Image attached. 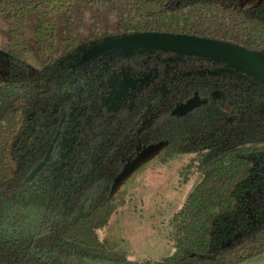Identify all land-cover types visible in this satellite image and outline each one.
<instances>
[{
  "label": "trees",
  "instance_id": "16d2710c",
  "mask_svg": "<svg viewBox=\"0 0 264 264\" xmlns=\"http://www.w3.org/2000/svg\"><path fill=\"white\" fill-rule=\"evenodd\" d=\"M238 2L0 0V264H241L264 255V81L218 59L157 49L108 65L116 89L94 112L71 99L80 85L46 108L61 88L58 61L108 38L165 32L264 54V0ZM137 69L150 73L136 89ZM194 97L204 102L174 113ZM58 128L48 163L25 180ZM157 143L163 161L194 153L187 167L201 177L173 217L174 252L134 262L97 231L115 212L116 177Z\"/></svg>",
  "mask_w": 264,
  "mask_h": 264
},
{
  "label": "rangeland",
  "instance_id": "374dc122",
  "mask_svg": "<svg viewBox=\"0 0 264 264\" xmlns=\"http://www.w3.org/2000/svg\"><path fill=\"white\" fill-rule=\"evenodd\" d=\"M258 1L239 0L238 5L245 7L254 5ZM30 23L29 18L28 25ZM5 29L2 20L1 41H3V45ZM100 44L86 52L84 50L85 53L71 64L63 60L58 61L57 84L60 82L59 87L61 88L57 89L49 98L47 112L56 102L67 100L73 94L74 87L78 85H80L78 93L83 97L86 106L82 104L84 109L90 107L92 110H96L98 105L107 99L114 87L111 81L103 80L105 79L104 74L97 75L93 71L89 72L92 77H88L92 78V81H86L85 76L88 71L84 69V64L101 72L105 63L104 69L106 70L107 65H113L116 58L121 60L130 57V54L133 55V53H145L141 48L126 49L123 44L117 46L109 44L108 48L104 47L105 49L103 48L105 42ZM33 53L30 46V59H32ZM107 60L108 62H106ZM28 68L31 72L34 71L31 65ZM141 69L143 70L145 67H141ZM141 69H137L139 74L134 72L137 77L132 79V82L129 83L130 86L136 88L137 81L146 80L150 73L149 69L145 71ZM76 98V94L71 96L73 101ZM202 102H204L203 99L194 97L185 104L178 105L174 113L183 114ZM164 148L165 143L152 144L125 164L121 173L114 180L110 192V197L116 205L115 212L107 225L97 231L101 240L107 241L117 250L125 252L127 258L134 262L160 260L174 252L173 217L200 181V173L193 167H187L194 157V153L176 155L163 161L160 156ZM243 264H264V255Z\"/></svg>",
  "mask_w": 264,
  "mask_h": 264
},
{
  "label": "water",
  "instance_id": "95a60500",
  "mask_svg": "<svg viewBox=\"0 0 264 264\" xmlns=\"http://www.w3.org/2000/svg\"><path fill=\"white\" fill-rule=\"evenodd\" d=\"M104 42L103 48H108L107 45L109 44L116 46L123 44L129 50H133L134 48H141L142 51L158 49L207 56L228 62L235 68L264 81V54L222 40L165 32H138L108 38L102 41L101 44ZM98 44L92 48L97 47ZM57 135L50 143L43 159L29 171L25 180L32 179L48 163Z\"/></svg>",
  "mask_w": 264,
  "mask_h": 264
},
{
  "label": "flooded vegetation",
  "instance_id": "af4514ba",
  "mask_svg": "<svg viewBox=\"0 0 264 264\" xmlns=\"http://www.w3.org/2000/svg\"><path fill=\"white\" fill-rule=\"evenodd\" d=\"M88 50H90V49H88ZM88 50H86V51H88ZM85 51V52H86ZM84 52V53H85ZM135 52V51H134ZM136 52H139V51H136ZM84 53H82V54H79V55H76L75 57H71V58H69V60H67V61H65V62H67L68 64H71V63H73L74 61H77L78 59H79V57H81ZM140 54H143V53H133V55L132 54H130L131 55V57H133V56H135V55H140ZM136 57V56H135ZM121 60H123V59H121ZM121 60H119V59H115L114 60V64L113 65H115V63H117L118 61H121ZM106 62H108V60L106 61ZM140 63H141V61H140ZM139 63V64H140ZM106 64V63H105ZM105 64L103 65V68H102V71L100 72V71H97L95 68H91V67H89L88 65L86 66V64H84L85 65V68L84 69H87V74H86V78L87 79H90V80H92V78H88V77H92V76H90L91 74H89V72L90 71H93V72H96L97 73V75H99V74H101V75H103L104 74V78L105 79H103V80H106V82H109V81H111L112 79H113V77H114V73L113 74H111V75H109L108 77H106V75H105V73H106V70H107V68H108V65H107V68H106V70L104 69V66H105ZM112 65V64H111ZM110 65V66H111ZM67 68V67H66ZM57 69V68H56ZM84 69H83V71H84ZM99 77V76H98ZM96 78V77H95ZM57 79H58V75H57ZM112 83V82H111ZM112 85H113V87H114V90L116 89V87H115V85L112 83ZM76 96H77V98H76V100L75 101H73L74 102V104H76L77 105V110L78 111H82V110H89V111H91V112H94L95 111V109L94 110H92L90 107H88V108H85L84 109V107H83V105H84V101H83V97L81 96V94H76ZM83 104V105H82ZM85 106V105H84ZM86 107V106H85ZM53 108V107H52ZM51 108V109H52ZM81 109V110H80ZM64 120H65V117L63 118V113H62V115H61V120H60V123H59V127L62 125V122H64ZM59 135V128H58V130L56 131V133H55V135H54V137L56 136V135ZM58 135H57V137H58ZM53 137V138H54ZM57 139V138H56Z\"/></svg>",
  "mask_w": 264,
  "mask_h": 264
}]
</instances>
